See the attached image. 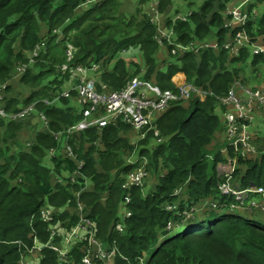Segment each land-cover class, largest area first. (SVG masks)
I'll return each mask as SVG.
<instances>
[{
    "label": "trees",
    "instance_id": "1",
    "mask_svg": "<svg viewBox=\"0 0 264 264\" xmlns=\"http://www.w3.org/2000/svg\"><path fill=\"white\" fill-rule=\"evenodd\" d=\"M92 1L0 0V88L5 84L0 107L8 115L0 116V264H23L34 255L40 264H83V258L96 251L91 235L105 250H115L114 264H139V258L144 264H264V218L219 214L210 207L196 216L190 213L206 197L220 198L215 166L234 157L231 149L222 154L212 146L223 132L216 97L224 96L236 81L240 62L249 60L252 68L264 62V54H251L244 47L239 56L222 49L172 55L171 45L164 42L161 48L154 39L157 23L151 21L157 10L162 25L173 30L176 44L212 37L227 42L237 25L225 27L230 17L224 11L235 0H205L198 10L189 11L186 22H172L180 13L171 10L173 0H143L141 13L129 18L119 16L120 0ZM246 6L258 16L244 28L254 42L264 45V0ZM59 31L63 39L57 42ZM41 39L46 41L45 53L15 74L16 62H26ZM66 42L77 48L75 65H101L98 80L110 91L140 76L177 92L171 77L183 72L187 82L214 95L203 101L197 96L174 101L157 112L153 124L160 142L153 131L140 138L121 121L56 138L55 133L81 119L83 108L76 91L56 98ZM123 50L132 55L128 61ZM62 76L72 78L69 73ZM15 88L21 95H15ZM96 88L101 85L96 83ZM30 105L33 110L22 118L9 117ZM250 143L259 152L238 156L233 173L234 183L244 188L264 186V117ZM211 153L215 158L209 162ZM129 158L146 160L144 186L122 188L134 168ZM46 208L51 210L49 221L41 217ZM117 224L121 230H116ZM52 231L59 235L51 236ZM72 232L76 237L64 256L46 247L65 249V238ZM95 264L104 263L96 259Z\"/></svg>",
    "mask_w": 264,
    "mask_h": 264
},
{
    "label": "built area",
    "instance_id": "2",
    "mask_svg": "<svg viewBox=\"0 0 264 264\" xmlns=\"http://www.w3.org/2000/svg\"><path fill=\"white\" fill-rule=\"evenodd\" d=\"M251 0H243L240 4L233 6L230 5L224 11L225 16H229L225 22V27H235L234 35L227 41L221 43L217 41V38L212 37L200 42H191L185 45L174 43L172 40V29H166V27H160L161 23L160 14L157 10L154 11L151 16V21L157 23L158 33L154 35V39L160 45L161 48H165L164 42L173 47L171 54H185L189 51L198 53L202 49H224L232 56H239L240 50L244 47L250 49L251 54H263L264 46L253 41L252 37L247 33L244 25L256 15V11L253 9L249 12L244 7V4ZM94 2L87 0L86 3ZM190 12L186 14L178 13L173 16L172 22L177 20L188 21ZM61 35V34H60ZM63 38L59 36L57 39ZM46 41L41 39L38 41L33 49L26 57V62H16L14 66V73L17 75L25 72L29 66L36 61V59L45 51ZM66 58V62L59 66V72L62 75L69 73L72 79L75 80V86L71 91H76L78 96V102L83 106L81 119L70 126L68 129L55 133V137L60 139L64 137V134H72L74 132H80L87 130L91 127L96 129L103 128L108 125H115L118 122H122L129 125L136 132L139 133L140 138H144L149 131H153V135L157 142L161 141L160 131L154 126L153 121L155 114L164 110L174 101H187L192 97L197 96L199 100H204L207 95H214L211 91H206L198 88L192 83H189L184 78L181 83H174L177 92L170 89H162L160 86L152 83L150 80L141 78L140 76H133L128 79L121 88L115 90H109L105 83L99 82L98 77L102 72L101 65L99 63H92L91 67H82L79 64H74L75 54L77 48L71 43L66 42L63 50ZM126 52L123 50L122 53ZM121 55V53H120ZM91 72V76L89 75ZM15 76V75H14ZM96 83L101 85V89L96 88ZM5 88L3 84L0 88V100L3 98L2 89ZM71 91H61L59 97H69ZM245 95V96H243ZM217 111L218 115L222 119V129L225 137L224 148L222 152H227L230 148L233 151L234 157H227L225 162H221L216 166L217 177L220 181L217 183L218 189L221 193L220 198L216 199L212 196H208L202 200L198 208L191 209L193 211L204 210L210 207L212 210H217L220 214L226 212H234L242 209L253 210L257 209L264 213V186H255L250 184L248 187H240L233 181V173L238 156H245L247 154H257L259 151L256 146L250 143L252 137V131L250 126L253 120L264 113V86L259 88L243 87L239 81H235L233 85L227 90L224 96H217ZM44 103L48 104V100H44ZM33 110V105L23 108L22 111L9 116L12 119L22 118L25 114ZM0 116L7 117L4 109L0 107ZM41 119L46 120L42 115ZM48 127V125H46ZM68 149V155L73 156V151L70 147ZM264 153V151L262 152ZM53 155V151H52ZM213 159L212 156H209ZM130 164L134 165V168L127 174L126 181L122 185V188L142 186L144 180L147 177L146 160L145 159H130ZM138 166L136 167V164ZM82 163L79 164V169L82 168ZM78 209H82V204L77 203ZM174 207H167L166 210H174ZM187 213V211L185 212ZM126 218L130 216L129 212H125ZM41 217L44 221L52 219L51 210L43 209L41 211ZM89 224V221L82 220ZM87 227L84 226V229ZM168 229L172 228L170 225ZM122 226L117 224L116 230H121ZM75 233L72 232L65 238V249H60L57 246L51 244L46 245L55 251H58L61 256L68 253L69 244L72 241ZM59 235V232L52 231L51 236ZM90 242L96 245V251L92 257L85 256L83 258V264H95V260L103 261L104 264H109L108 261L112 259L114 264L115 250L107 251L103 249L102 245L94 240L91 235ZM40 249L39 247H37ZM124 258V257H123ZM125 259V258H124ZM140 263L144 264V259L139 258ZM23 264H27L26 260H23Z\"/></svg>",
    "mask_w": 264,
    "mask_h": 264
},
{
    "label": "rangeland",
    "instance_id": "3",
    "mask_svg": "<svg viewBox=\"0 0 264 264\" xmlns=\"http://www.w3.org/2000/svg\"><path fill=\"white\" fill-rule=\"evenodd\" d=\"M204 1L205 0H190V1L173 0V5L171 7V10L176 9L180 13L186 14L190 10H198L202 6ZM240 1L241 0H235L233 2L229 1L227 3V7L230 5L236 6L237 5L236 3L240 2ZM142 2H143V0H120V8H119L120 9V15L119 16H122L124 18H129V16L134 15L135 17H137L141 13ZM139 10H140V12H139ZM171 10H169V11H171ZM146 11L148 12L149 10H146ZM159 26L160 27L163 26L162 22L159 24ZM58 33H59V35H57L58 37L62 36V35H60L61 34L60 31ZM61 40L62 39H60L58 41H61ZM128 55H130V54H128V53L122 54V56H128ZM162 55H164L163 57H165L166 53L163 51ZM65 62H66V58H65V54L63 52L62 53V61L58 66H60L61 64L65 63ZM249 65H250L249 60L240 62L238 64V66H240V70H239V75L237 76L236 81H239V83L242 84L243 87H247V86L249 88L263 87L264 86V62H259V63L255 64L252 67L254 69L250 68ZM184 77L185 76L183 75L182 78H184ZM59 79L61 82L59 83L58 91H71L73 89V87L75 86V80L72 78H66V77H63L62 74L61 75L59 74ZM21 89L25 90L24 87H22ZM13 92L15 93V95H21V93L17 92V88H15V90ZM24 93H26V92H24ZM243 96H245V95H243ZM76 97H77L76 100L78 101V96H76ZM263 117H264V113L260 119L262 120ZM260 119L257 116L253 120V122L250 126L251 131H253L254 128L256 127V125L260 123ZM208 160H209V162H211L210 159H208ZM147 180H148V177L145 179V181H147ZM145 181H144V184H145ZM200 211H202V210L193 211L192 214L196 216ZM239 214L242 215V212H239ZM77 233L80 236L83 235L82 230H78ZM26 262H27V264H40L39 257L36 255L28 256L26 258ZM108 262H109V264H113L112 259Z\"/></svg>",
    "mask_w": 264,
    "mask_h": 264
},
{
    "label": "crops",
    "instance_id": "4",
    "mask_svg": "<svg viewBox=\"0 0 264 264\" xmlns=\"http://www.w3.org/2000/svg\"><path fill=\"white\" fill-rule=\"evenodd\" d=\"M160 51H164L163 49L160 50ZM159 54V53H158ZM160 55V54H159ZM184 74L179 72L177 74H174L172 77H173V80L175 83L179 84L181 83V81L185 78H182ZM186 79V78H185ZM212 146L214 147V149H220L221 147H223V132L221 133H218L214 139V143H212ZM257 211V209H253V210H246V209H242V210H238V212H242V214H252V215H256V217H259V218H264V216L260 213H257L255 214Z\"/></svg>",
    "mask_w": 264,
    "mask_h": 264
},
{
    "label": "clouds",
    "instance_id": "5",
    "mask_svg": "<svg viewBox=\"0 0 264 264\" xmlns=\"http://www.w3.org/2000/svg\"><path fill=\"white\" fill-rule=\"evenodd\" d=\"M242 1H243V0H241L240 2H238V3H236V4L238 5V4H240ZM249 2H251V1L246 2V3L244 4V7H243V8H246V7H247V6H246L247 3H249ZM92 3H93V2H92ZM85 4H87V3H85ZM246 9L248 10V8H246ZM257 16H258V14H257V12H256V15H255V17H254L253 19H255ZM249 21H250V20H249ZM249 21H248V22H249ZM248 22H247V23H248ZM247 23H246V24H247ZM246 24H245V25H246ZM245 25H244V26H245ZM245 30H246V29H245ZM247 33H248V32H247ZM56 39H57V37H56ZM62 39H63V38H62ZM57 42H58V39H57ZM263 46H264V45H263ZM46 47H47V46H46ZM202 50H203V49H202ZM211 50H213V49H211ZM217 50H220V49H217ZM222 50H224V49H222ZM45 51H46V48H45ZM45 51L42 52L41 55H42L43 53H45ZM200 51H201V50H200ZM225 51H226V50H225ZM226 52H227V51H226ZM124 53H127V52H124ZM227 53H228V52H227ZM122 54H123V53H122ZM196 54H197V53H196ZM263 54H264V53H263ZM41 55H40V56H41ZM254 55H255V54H254ZM40 56H39V57H40ZM131 56H132V55H129V56L127 57V59H125V60L128 61V59L131 58ZM39 57H38V58H39ZM38 58H37V59H38ZM37 59H36V60H37ZM34 63H35V62H34ZM34 63H32L31 65H33ZM31 65H30V66H31ZM30 66H29V67H30ZM177 73H179V72H177ZM177 73H175V74H177ZM181 73H183V72H181ZM183 74H184V73H183ZM184 76H185V75H184ZM171 79H172V77H171ZM171 81H172V80H171ZM172 83H173V81H172ZM173 84H174V83H173ZM232 85H233V84H232ZM232 85H231V86H232ZM231 86H230V87H231ZM223 134H224V133H223ZM224 143H225V137H224L223 147H221L220 149H217V150H218L220 153H222V154H225V153H226V152L224 153V152L221 151V150L224 148ZM228 149H230V148H228ZM228 149H227V150H228ZM231 150H232V149H231ZM232 152H233V151H232ZM209 156H212L213 159H210ZM207 158L210 159V160L212 161V160H214L215 157H214V155L211 153V154H209V155L207 156ZM225 158H226V157H225ZM221 162H225V159L222 160V161H219L217 164H219V163H221ZM217 164H216V166H217ZM216 166H215V172H216ZM216 175H217V173H216ZM146 178H147V177H146ZM218 179H219V178H218ZM144 181H145V180H144ZM219 181H220V179H219ZM199 210H200V209H199ZM197 211H198V210H197ZM234 212H238V211H234ZM219 214H220V213H219ZM176 228H177V226H176ZM170 229H171V228H170ZM170 229H169V230H170Z\"/></svg>",
    "mask_w": 264,
    "mask_h": 264
}]
</instances>
